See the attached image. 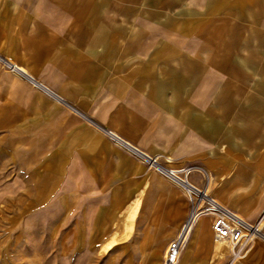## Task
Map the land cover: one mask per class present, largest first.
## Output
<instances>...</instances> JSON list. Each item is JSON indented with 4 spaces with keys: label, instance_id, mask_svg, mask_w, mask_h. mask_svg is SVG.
<instances>
[{
    "label": "crops",
    "instance_id": "1",
    "mask_svg": "<svg viewBox=\"0 0 264 264\" xmlns=\"http://www.w3.org/2000/svg\"><path fill=\"white\" fill-rule=\"evenodd\" d=\"M0 57L61 99L0 66V264H162L188 201L103 129L264 211V0H0ZM210 223L175 264H264Z\"/></svg>",
    "mask_w": 264,
    "mask_h": 264
},
{
    "label": "built area",
    "instance_id": "2",
    "mask_svg": "<svg viewBox=\"0 0 264 264\" xmlns=\"http://www.w3.org/2000/svg\"><path fill=\"white\" fill-rule=\"evenodd\" d=\"M0 66L7 71H11L24 79L32 88L45 93L49 98L60 101V97L52 90L45 87L42 83L34 80L30 75L16 67L15 65L4 61L0 57ZM105 137L116 147L126 151L141 163L148 170H151L170 183L180 188L189 204V212L186 221L180 228L179 233L166 246L162 264H175L180 247L183 243V230L185 226L203 216L211 218L210 230L215 241L226 243L231 248L233 257L241 256L247 246L254 240L263 238L260 231V223L264 211L253 222L246 221L237 215L233 210L225 207L212 196L208 195L204 188L193 184L189 177L192 171L191 166L182 165L178 167H167L159 162V157L150 155L145 151L130 144L116 133L103 129ZM190 229V228H189Z\"/></svg>",
    "mask_w": 264,
    "mask_h": 264
},
{
    "label": "rangeland",
    "instance_id": "3",
    "mask_svg": "<svg viewBox=\"0 0 264 264\" xmlns=\"http://www.w3.org/2000/svg\"><path fill=\"white\" fill-rule=\"evenodd\" d=\"M9 218H6V217H4V218H0V233L2 232V230L3 229H5L7 226H9ZM188 230V229H187ZM186 233H187V231H186ZM1 237H2V235H1ZM0 237V238H1ZM230 247V246H229ZM230 257L231 258H234L233 256H232V253H231V248H230Z\"/></svg>",
    "mask_w": 264,
    "mask_h": 264
},
{
    "label": "bare ground",
    "instance_id": "4",
    "mask_svg": "<svg viewBox=\"0 0 264 264\" xmlns=\"http://www.w3.org/2000/svg\"><path fill=\"white\" fill-rule=\"evenodd\" d=\"M189 228H190V226H185V228H184V230H183V233H182V235H183V240H184V238H185V235H186V231H188L189 230ZM188 229V230H187Z\"/></svg>",
    "mask_w": 264,
    "mask_h": 264
}]
</instances>
